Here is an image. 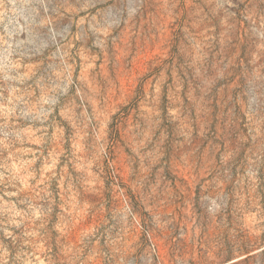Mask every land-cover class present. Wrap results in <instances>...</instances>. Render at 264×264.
<instances>
[{
	"label": "rangeland",
	"instance_id": "rangeland-1",
	"mask_svg": "<svg viewBox=\"0 0 264 264\" xmlns=\"http://www.w3.org/2000/svg\"><path fill=\"white\" fill-rule=\"evenodd\" d=\"M0 264H264V0H0Z\"/></svg>",
	"mask_w": 264,
	"mask_h": 264
}]
</instances>
